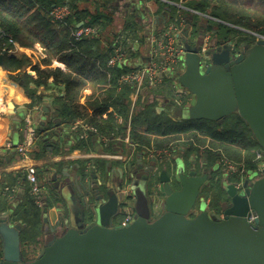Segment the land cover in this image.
Wrapping results in <instances>:
<instances>
[{"label": "water", "instance_id": "obj_1", "mask_svg": "<svg viewBox=\"0 0 264 264\" xmlns=\"http://www.w3.org/2000/svg\"><path fill=\"white\" fill-rule=\"evenodd\" d=\"M184 34L188 37L187 29ZM201 45L192 37L184 43L185 69L174 78L192 99L184 108L172 101L169 111L219 123L238 113L264 149V40L241 42L237 50V43L211 48L206 68ZM150 159L148 166L142 158L137 168L120 169L116 187L102 178L81 181L80 190L69 180L56 184L58 193L42 212L46 240L32 260L22 249L25 224L13 220L14 208L0 212V264H264V175L247 177L239 187L224 174L226 199L217 212L202 199L214 167L200 174L196 161L187 167L182 157L170 164ZM134 196V218L123 226L117 222L120 200ZM51 210L57 215L53 225Z\"/></svg>", "mask_w": 264, "mask_h": 264}, {"label": "trees", "instance_id": "obj_2", "mask_svg": "<svg viewBox=\"0 0 264 264\" xmlns=\"http://www.w3.org/2000/svg\"><path fill=\"white\" fill-rule=\"evenodd\" d=\"M100 2L95 9L89 7L87 2ZM120 0H0V49L6 50L3 66L11 71H16L31 65V59L25 54L16 56L9 54L15 47L10 39L24 47L41 44L47 57L44 58V67L36 64L32 68L36 75L31 76L24 71L17 74L9 73L16 82H19L24 93L33 100L38 96L37 90L42 87L56 95L58 116L62 124L70 127L76 121L88 124L92 129L87 132V137L97 135L102 144L108 146L129 135L130 142L135 148L148 154L152 150L162 149L170 152L169 157L182 154L184 159L195 160L196 164L204 160L203 167L219 164L221 170H225L224 161L234 163L238 168L255 169V152L261 148L249 125L238 113H232L222 123L207 119H193L186 115L175 116L172 111H159L157 107L159 97L168 99L171 104L178 102L175 88L176 80L166 77L156 90H153L154 101H149L148 92L143 93L137 99L132 115V99L135 86L131 83L121 82L124 74L132 71L140 60L142 52L140 46H144L146 36H139L137 26L138 19L131 15L124 22L123 30L130 31L132 39L136 41V51H131L129 44L124 42V49L129 53L132 63L116 66H108V60L117 45L118 29H113V13L118 9ZM150 1V0H146ZM180 2L181 0H172ZM183 5L195 9L201 13L214 16L232 23L240 28L264 34V0H246L247 5L235 0H182ZM67 4L71 13L64 18V22L56 24L50 16L51 10L58 5ZM88 6H87V5ZM157 9L161 11L163 6H169L170 16L173 17L177 8L160 0L153 1ZM37 7L34 11L31 8ZM183 9H180L182 12ZM199 16V15H198ZM84 21L86 24L101 28L99 36H86L76 39L73 31L77 25ZM204 29L220 32L212 20L205 19ZM221 24V23H219ZM223 25V24H222ZM227 35L224 39H232L237 36L238 44L249 41L251 35L234 27L223 25ZM109 33L110 41L102 46V38ZM247 34V36L245 35ZM249 35V36H248ZM253 38V37H252ZM54 58L66 65V70L52 67ZM136 62V63H135ZM89 91V93H86ZM183 97V101L186 100ZM117 115L124 121L120 123ZM131 120L128 124V121ZM54 126L49 122L44 128H38V143L49 136L48 131ZM82 130L76 132L80 139ZM93 134V135H92ZM108 138L107 145L102 139ZM36 143V142H35ZM34 150L32 149L31 155ZM167 157V156H164ZM207 162V164H205ZM218 166V167H219ZM209 184L205 187V196L209 197L213 190L218 194L212 197L214 211L221 210L220 203L226 199V192L221 185V178L213 172ZM8 175H6L7 177ZM26 174H20L19 179ZM239 174L230 173V181H238ZM5 185L1 184L0 198L6 202L8 196L5 193ZM24 202L14 208L16 218L25 224L22 241L33 238L39 232L38 218L41 206L36 204L29 193V187L24 194ZM50 199V198H48ZM44 200V199H43ZM42 200V201H43ZM5 205V204H4ZM4 208V207H3ZM125 215L119 217V222ZM34 240V239H32ZM32 244V241H31ZM27 252V251H26ZM24 255L28 260L27 253ZM2 256L0 240V259Z\"/></svg>", "mask_w": 264, "mask_h": 264}, {"label": "crops", "instance_id": "obj_3", "mask_svg": "<svg viewBox=\"0 0 264 264\" xmlns=\"http://www.w3.org/2000/svg\"><path fill=\"white\" fill-rule=\"evenodd\" d=\"M153 1L155 0H136V2L131 1L128 3V7H133V5L140 3L141 6L149 7L150 9L149 12L145 13V18L139 16L137 8V12H132L127 8L128 13H124L123 22H125L127 18H130L131 15L137 17L139 22L137 26L139 36L141 34L145 35V32L142 33L144 29L150 28L153 31L154 28L162 25L170 15L169 6L165 5L163 9L159 11L156 5L153 4ZM87 4H90V1L87 2ZM183 11L184 9L182 13ZM191 13L192 12H190V14ZM157 16L159 18H157ZM187 16L191 21L187 26L188 28H186L187 34L188 37H192L194 15ZM203 20L202 18L201 23H203ZM115 29L119 31L122 27ZM199 37L200 35L195 38ZM252 40L253 38L250 37L249 41ZM146 41L147 43L144 46H140L142 57L140 60L136 61L137 63L142 64L143 61H146L145 54L148 53L150 46V38L147 36ZM17 46L16 52L12 53L9 51V54H15L16 56L25 54L30 57L32 64L16 71L6 69L3 64H0V191L1 184L3 183L9 201V203H6L0 198V212L10 210L11 208L16 209L24 202V194H26V189L29 187V184L27 181L26 184L24 183L25 178L20 177L21 179H19L18 177L20 174H26V167L28 165L34 164L37 168L38 177L42 181L46 192L44 193L43 205H41V213L38 218L39 232L33 238L31 237L22 241V249L26 252L27 246L33 245V247H36L37 244H41L37 252L38 254L43 246L42 242L44 244L46 240V234L44 232L46 223L43 222L42 219L45 217V214L42 212L45 207V202L49 200L48 198L51 199V197L57 195L58 188L56 184H63L69 180L77 190H80L81 181H96L102 178L105 179L109 186L116 187L121 181L120 169L125 168L128 170L129 166H131L132 169L137 168L139 164L138 161L142 158L144 159L145 166H148L151 163V156L146 155L142 157V152L138 151L130 141L123 138L114 140V142L108 146L102 144L98 136L93 134L92 138L86 136L80 137L79 139L76 136V132L69 129L67 125L61 123L58 116L55 94L40 87L37 90L38 96L33 100L24 93L20 83L16 82L14 78L9 75V73L17 74L19 71H24L31 76H35L36 72L32 67L36 64H39L41 67L45 66L43 61L44 58L47 57V53L41 44L35 43L33 46L28 47L17 44ZM4 51L6 52V50L1 51L0 49V54ZM51 66L66 70V65L57 58L52 60ZM86 93H89V91ZM159 98L161 99H158V101L163 100L162 97ZM161 107H163L162 104L158 106L157 109L163 111L164 109H159ZM163 108L169 111L168 107ZM45 109H48V111ZM10 112H13V115H11ZM27 118L31 119L32 124L37 127V129L44 128L49 122L53 123L54 126L48 131L49 136L43 139L40 144L37 142L38 139L36 140L33 147V155L30 154V158L21 159L17 154L16 146L23 139V128ZM9 144H12V147H8ZM107 154L123 155L124 159L122 160V157L120 159L109 158L106 156ZM179 155L180 154L176 155L175 153L172 157L184 158L182 154ZM125 157L127 158L125 159ZM145 159L149 163H146ZM92 162H94L95 167L93 169L88 168ZM6 175L8 176L6 177ZM120 206V212L117 217L118 220L120 216L126 215L127 209L121 200ZM131 208L133 209L134 207L131 206ZM50 212L48 218L49 222L53 225V216L57 217V215L54 214L52 210ZM13 220H19L16 218V211L13 212ZM36 256L32 257V259Z\"/></svg>", "mask_w": 264, "mask_h": 264}, {"label": "built area", "instance_id": "obj_4", "mask_svg": "<svg viewBox=\"0 0 264 264\" xmlns=\"http://www.w3.org/2000/svg\"><path fill=\"white\" fill-rule=\"evenodd\" d=\"M162 2H165L167 4H171L176 6L177 11L174 13L173 17L168 16L166 21L162 24L157 26L153 29L150 35V46L148 53L145 54V62L140 64L137 63L136 67L130 71L127 74H124L121 77V82H127L131 83L135 86L134 92L131 95L132 99V107H131V113L132 115L135 103L139 96L143 93L146 94V92L150 91L153 92V90H156L161 84L163 83L164 79L166 77H174L176 74H180L185 69V57H184V43L186 39H188L187 36L184 35V30L188 28V24H190V18L188 16H183L184 14L180 11V9H186L183 5L182 0L180 2H174L172 0H160ZM177 3H180L182 5H178ZM37 7L31 8V11H34ZM190 12L199 15L200 17H203L204 19H210L214 22L221 23L223 25H227L230 27L236 28L237 26L233 25L232 23H229L227 21L221 20L219 18H216L214 16H210L205 13H201L195 9L188 8ZM71 10L69 5H58L55 6L51 12L50 16L52 18V21H54L56 24L64 22V18L70 15ZM82 22V21H81ZM81 22L77 25L76 29L73 31V36H75L76 39H82L86 36H99L101 32V28L92 26L90 24L84 23L81 25ZM243 29V28H240ZM215 32V31H214ZM214 32L205 30L202 35V45L200 50V55L202 57V67L206 68L209 63L210 59L207 56V51L211 48H217L224 44L232 43L233 47L236 45V42L232 39H222L219 41L216 34ZM216 33V32H215ZM255 33V36L253 38V42L259 39L264 40V34ZM130 35V31L120 29L118 31V36L115 41L117 44L114 48L113 54L110 56L108 60V66H116V65H124V64H131L132 61L130 60L129 53L126 49H124V42L126 41L129 46L131 47V51H136V48L134 46L135 41L132 39ZM10 42L15 45L13 49L10 50V52L14 53L16 52L17 44L13 39H10ZM138 61V60H136ZM176 97L178 99V102H184L183 97L188 96L189 92L185 89H175ZM151 100H155V96H149ZM192 96H189V102L191 101ZM186 104V105H187ZM117 119L120 123L124 121V119L117 115ZM131 120V117L128 121V124ZM74 132H77L79 129L82 130L81 137H86L87 132L92 129L88 124L83 123L82 121H76L73 125L69 127ZM95 131V130H94ZM38 137V129L32 124V121L30 118H27L26 124L23 128V139L21 142L18 143L16 146V151L19 156V158H30L31 151L35 145V142ZM123 138V137H122ZM121 138V139H122ZM127 141H130L129 135H127L126 138ZM107 145L108 138L104 137L102 139ZM8 147H12V144H9ZM148 154V153H147ZM149 155L151 157H160L165 158L164 156L169 157L170 152L168 150H152L150 151ZM109 158H115L120 159L122 156L120 155H109L107 154ZM255 163L256 168L254 169L255 172V179L261 177L264 175V149L259 148L255 152ZM95 167L94 162H92L88 168L93 169ZM224 167L225 174H228L230 176V173H236L239 174V177L242 178V176L245 173L246 169L244 167L238 168V166L234 163L224 161ZM26 179L29 184V193L33 196L36 204L39 206L43 205V195L46 192L44 190V186L41 182V180L38 177L37 168L34 164L28 165L26 167ZM244 182V179L236 181L237 185L239 187L242 186ZM126 215L123 218V220L120 222L123 226L130 223L134 218V211L131 208V206H126ZM256 215L253 213H250L249 220L251 223H255Z\"/></svg>", "mask_w": 264, "mask_h": 264}, {"label": "rangeland", "instance_id": "obj_5", "mask_svg": "<svg viewBox=\"0 0 264 264\" xmlns=\"http://www.w3.org/2000/svg\"><path fill=\"white\" fill-rule=\"evenodd\" d=\"M136 2V0H121V1H119L118 2V9H116L115 10V12L113 13V18H114V20H113V24H112V27L111 28H113V29H115V28H123V26H124V22H123V17H124V13H128V11H127V8H129L128 10H130V11H132V12H137L136 11V8L138 9V14H139V16L140 17H143V18H145V13H147V12H149L150 11V9H149V7H143V6H141L140 5V3H138L137 5H133V7H128V3H130V2ZM185 1V0H184ZM235 1H238V2H242V3H245L246 2V0H235ZM99 4H101L100 2L98 3V2H96L95 4L93 3V1H90V4H88L89 5V7L90 8H92V9H95V6L96 5H99ZM178 5H182V4H180V3H177ZM87 5V4H86ZM87 5V6H88ZM245 5H247V8H249V6L250 5H252V4H246L245 3ZM183 6V5H182ZM186 6V5H185ZM184 6V7H185ZM187 7V8H186ZM185 8L186 9H184V11H183V16H187V15H194L193 16V18H194V21H193V23H194V25H193V30H192V37L193 38H195V37H197L198 35H199V31H201L200 29H202V32L204 31V28H203V24H206L205 23V19L203 20V23H201V20H202V18L200 17V16H198L197 14H194V13H191L190 14V11H189V9L188 8H190V7H188V6H186ZM183 9V8H182ZM190 9H192V8H190ZM212 25H214L216 28H220V32L219 33H217V38L219 39V41L221 40V38L222 39H224V37L227 35V32H226V28H225V26H223L222 24H219V23H212ZM200 26V27H199ZM237 29H239V30H242L243 32H244V30L243 29H240V27L239 26H237L236 27ZM151 31H152V29H150V28H148V29H144V30H142V33H144L145 32V35L148 37V38H150V35H151ZM245 33V32H244ZM246 36H247V34H245ZM249 36V35H248ZM250 37H253L254 38V36H250ZM110 37H109V33L108 32H106L105 33V35L103 36V38H102V40H103V42H102V46H104L105 44L107 45V43L110 41V39H109ZM237 36H235L234 37V41L237 43V46H236V48H235V50H237L238 49V47H239V44H238V41H237ZM146 56V55H145ZM145 61H143V63H144ZM142 63V62H141ZM176 90H178V89H181L178 85H177V83H176V88H175ZM154 94H153V92H148V97L149 96H153ZM189 96H191V94L189 93V95L188 96H185L186 98V100L183 102V104L182 105H179V104H176V106H180V107H182V108H184L185 106H186V104L188 103V101H189ZM159 99H161V98H159ZM149 101L151 102V101H154V100H151V99H149ZM161 105L162 104V106L163 107H168L169 109H173V105L172 104H170V103H168V99L167 98H164V100H159L158 101V104L157 105ZM159 105V106H160ZM175 110V109H174ZM174 110H172V113L174 114ZM183 115H186L185 113L183 114ZM147 155H149V154H147ZM127 157H125V159H126ZM148 158V157H147ZM166 159H169V160H166L167 161V163H169L170 161H173V157L171 158V157H165ZM192 158H194L195 159V161H196V158L195 157H192ZM124 159V157H123V155H122V160ZM129 160V159H128ZM185 160V159H184ZM191 160V159H190ZM190 160H185V164L187 165V167H190V166H192L191 164H190ZM124 161H126V160H124ZM148 161H149V158H148ZM146 159H145V162L146 163H149ZM170 164V163H169ZM203 164H204V160L203 159H201L200 158V160L198 161V165H197V167H199L200 168V170H204V167H203ZM219 166V164H215L213 167H214V170H215V172H221V175L220 174H216L219 178H221V180L225 177L224 176V174H225V170L223 169V170H221L220 169V166ZM212 166L210 167H207V169H212L213 168ZM226 169V168H225ZM199 170V169H198ZM217 170V171H216ZM242 174H244L243 176H242V178H235V177H233L235 180H241V179H246L247 177H249L251 180H255V172H254V169H246V171H245V173H242ZM228 177H230V176H228ZM42 182V181H41ZM209 182H210V180H209ZM209 182H208V184H209ZM143 184H141L140 186H139V190H140V192H142L143 191ZM211 194L212 195H210L209 197H206L205 196V192L203 191L202 192V199L205 201L206 200V202L209 204V207L213 210V207L210 205L211 203H212V197L214 196L215 197V195H217L218 194V192L217 191H215V190H213L212 192H211ZM43 197H44V195H43ZM142 202H143V200H142ZM142 202H141V204H142ZM127 206H132V207H134L133 208V211L135 210V197L130 201V202H128V204H127ZM218 212H220V210L218 211ZM42 245H43V242H42ZM40 246H41V244L39 245V244H37V246L36 247H33V245L32 246H27L26 247V251H27V256L30 258V259H32V257H34V256H36V254H37V252H38V250H39V248H40ZM41 251V250H40ZM40 253V252H39ZM39 253L37 254V256L39 255ZM36 256V257H37ZM35 257V258H36Z\"/></svg>", "mask_w": 264, "mask_h": 264}, {"label": "flooded vegetation", "instance_id": "obj_6", "mask_svg": "<svg viewBox=\"0 0 264 264\" xmlns=\"http://www.w3.org/2000/svg\"><path fill=\"white\" fill-rule=\"evenodd\" d=\"M203 28H204V27H203ZM200 30H201V31H199V35H200V37L198 38V40H199V41H201V42H203V40H202V38H201V37H202V35H203V32H202V29H200ZM193 161H195V160H193ZM193 161H191V163H190L192 166H193V164H192V163H194ZM195 166L197 167V164H195ZM190 167H191V166H190ZM207 167H208V166H206V165H205V167H204V170H203V171H202V170H200V168H199V167H197V169H199L198 171H200V174H202V173H204L205 171H209V170H211V169H207ZM134 197H135V196H134ZM132 199H133V198H132ZM130 201H131V200H129V201H127V200H126V201H124V202H125V203L123 202V203H124V206H127L128 202H130ZM134 213H135V210H134Z\"/></svg>", "mask_w": 264, "mask_h": 264}]
</instances>
